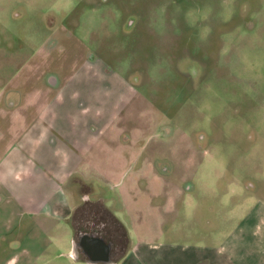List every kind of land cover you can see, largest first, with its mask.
Here are the masks:
<instances>
[{
	"label": "crops",
	"instance_id": "crops-1",
	"mask_svg": "<svg viewBox=\"0 0 264 264\" xmlns=\"http://www.w3.org/2000/svg\"><path fill=\"white\" fill-rule=\"evenodd\" d=\"M55 28L0 78V200L11 207L15 226L31 230L68 218L73 249L90 263L264 264L257 250L264 249L259 199L225 231L224 215L217 212L212 223L220 237L207 242L202 208L222 202L224 189L202 194L198 169L209 159L205 138L164 115L138 60L121 70L63 25ZM78 183L87 185L81 200L98 187L115 199L114 214L128 238L118 260L100 235L74 233ZM188 217L197 220L198 240L189 237Z\"/></svg>",
	"mask_w": 264,
	"mask_h": 264
},
{
	"label": "rangeland",
	"instance_id": "rangeland-1",
	"mask_svg": "<svg viewBox=\"0 0 264 264\" xmlns=\"http://www.w3.org/2000/svg\"><path fill=\"white\" fill-rule=\"evenodd\" d=\"M62 25L121 70L137 59L164 115L205 138L202 194L224 189L222 202L202 208L207 242L220 233L212 223L217 212L225 231L255 199L264 203V0H0V78ZM86 188L74 185L78 223L115 215V199L104 188L84 201L79 196ZM10 208L0 200V264H102L73 249L68 218L29 230L15 226ZM188 218L189 237L198 240L197 220ZM257 250L264 261V249Z\"/></svg>",
	"mask_w": 264,
	"mask_h": 264
},
{
	"label": "trees",
	"instance_id": "trees-1",
	"mask_svg": "<svg viewBox=\"0 0 264 264\" xmlns=\"http://www.w3.org/2000/svg\"><path fill=\"white\" fill-rule=\"evenodd\" d=\"M76 212L74 208L70 217L74 233L82 230L100 235L109 243L111 258L119 259L127 248V233L124 224L115 215L109 214L105 219L100 220L99 224L83 226L81 222L78 223Z\"/></svg>",
	"mask_w": 264,
	"mask_h": 264
}]
</instances>
